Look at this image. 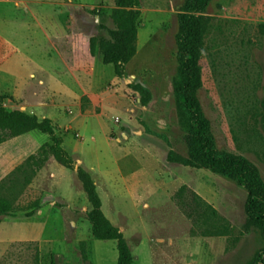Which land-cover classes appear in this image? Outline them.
<instances>
[{"label":"rangeland","instance_id":"rangeland-1","mask_svg":"<svg viewBox=\"0 0 264 264\" xmlns=\"http://www.w3.org/2000/svg\"><path fill=\"white\" fill-rule=\"evenodd\" d=\"M15 1L20 0L0 3V18L14 43L19 39L15 35H22L25 24L32 21L25 4L14 5ZM23 1L34 7L33 0ZM64 2L80 4L74 8V28L88 40L106 39L107 31L114 28L110 21L100 27L97 16H109L113 0ZM187 2L140 0L139 53L129 64L126 77L117 80L112 65L101 64L103 72L92 87L95 100L81 97L71 122L52 123L58 136L68 134L65 150L87 171L112 163L105 168L122 185L125 173L114 168L113 160L132 159L143 164L139 174L156 176L159 184L148 188L145 183L146 189L138 196L121 188L112 196L99 174L89 171L98 187L102 211L123 233L132 264H255L257 254L264 250V235L255 228L245 230L246 191L228 178L167 160L168 153L186 160L192 152L187 116L173 92L178 76V15ZM202 12L210 20L200 60L202 87L197 93L203 117L217 152L244 158L254 166L264 186V0H210ZM7 66L6 72L27 75V66L16 56ZM130 85L149 90L147 106L141 105ZM0 105L9 110L25 108L1 91ZM47 143L46 135L14 137L0 130V162L9 156L21 160L37 155ZM4 178L1 173L0 181ZM25 190L20 195L13 192L19 214L29 207L21 198ZM81 194L78 207L83 214L89 206ZM1 220L0 264H32L33 249L13 246L6 253L12 242L3 237L15 229L9 218ZM87 225L89 228L81 226L76 236L65 230L53 251L44 246L40 252L38 247V264H116V243L94 240ZM53 234L58 230L41 232L44 237Z\"/></svg>","mask_w":264,"mask_h":264},{"label":"crops","instance_id":"crops-1","mask_svg":"<svg viewBox=\"0 0 264 264\" xmlns=\"http://www.w3.org/2000/svg\"><path fill=\"white\" fill-rule=\"evenodd\" d=\"M1 2L7 3L10 0H0ZM26 2L28 1L14 2V5L25 4V10L32 15V21L25 24L23 34L15 35V38H19L16 43L8 38L4 20L0 18V91L8 92L13 101L24 105L23 111L39 119L47 118L58 125L71 122L75 105L79 108L81 97L87 96L95 100L92 87L97 83V75L103 72L101 57L90 54L88 38L74 28L73 12L76 5L80 6L79 3L33 0L30 2L34 7H28ZM65 12L68 13L67 23L64 21ZM138 53L136 41V54L125 66L126 72ZM13 56L27 66V75L20 77L4 70ZM18 86H22V89H18ZM66 135L62 137L64 149ZM138 150L143 153L142 149ZM26 159L16 160L14 156L2 159L0 174L7 176ZM54 162L52 157L44 162L21 196L27 205L38 203L35 214L32 217H6L10 220L8 222L14 224L12 229H15L13 233L3 237L7 241L35 242L40 247V252L44 246L53 251L65 230L71 236H76L81 226L88 227L87 210L84 208L82 214L78 207L82 186L76 173L70 170L66 173L67 169L57 167ZM113 162L119 173H125L122 185L105 168L112 163L88 168L89 171L99 174L112 196L120 193V188L128 195L138 196L139 192L146 189L145 183H148V188L150 185L159 184L155 180L156 176L146 172L139 174V169L144 170L139 161L134 163L132 159H128L120 163L115 159ZM96 188L98 189L97 184ZM1 219L0 227L3 223ZM17 229L20 231L17 232ZM30 229L31 232H26ZM43 229H57L58 234L44 237L41 235Z\"/></svg>","mask_w":264,"mask_h":264},{"label":"trees","instance_id":"trees-1","mask_svg":"<svg viewBox=\"0 0 264 264\" xmlns=\"http://www.w3.org/2000/svg\"><path fill=\"white\" fill-rule=\"evenodd\" d=\"M210 0H188L178 15L179 32L177 35L178 76L173 83V92L187 116L191 134V158L182 160L167 155L169 163L179 164L197 170H205L233 181L246 191L244 213L245 230L258 229L264 235V186L257 176L252 164L236 155H220L213 145L209 124L204 119L197 93L202 87L200 60L205 37L210 27L209 17L202 11ZM114 8L109 16L98 13L99 26L104 28L110 21L113 29L107 31V38L89 39V51L92 56L98 53L103 65H112L118 79L126 77L125 66L136 54L137 27L140 17V0H113ZM139 95L140 103L147 106L151 100L148 89L141 85H130ZM0 130L18 137L28 133L46 135L49 143L43 145L37 155H31L24 163L16 167L0 181V219L3 217H32L38 203L29 205L22 214L17 213L13 192L19 195L30 184L36 171L52 157L61 167L76 173L82 186L89 210L86 220L90 223L91 235L97 241H114L116 243V264H132V254L123 233L104 215L95 182L89 171L80 165L64 149L62 137L56 134L51 120L39 119L35 115L19 109L9 110L0 105ZM205 206L215 214L210 205ZM214 235H220L215 233ZM24 246L33 249L31 263L38 264V245L35 242H16L9 246ZM255 264H264V250L256 257Z\"/></svg>","mask_w":264,"mask_h":264}]
</instances>
